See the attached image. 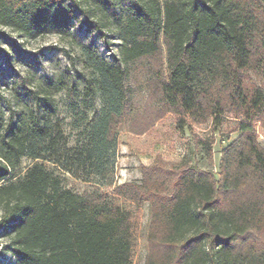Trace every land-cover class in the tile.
<instances>
[{
  "label": "trees",
  "instance_id": "1",
  "mask_svg": "<svg viewBox=\"0 0 264 264\" xmlns=\"http://www.w3.org/2000/svg\"><path fill=\"white\" fill-rule=\"evenodd\" d=\"M76 14L90 30L101 23L104 37L110 30L117 51L109 58L82 43L79 70L7 79L8 96L0 92L8 264H131V212L66 188L45 162L149 203L145 264H264V85L254 79L264 73V0H0V60L13 43L5 29L22 39L65 33ZM168 113L182 126L234 116L240 134L219 174L189 155L159 156L141 179L115 183L120 126L141 135ZM24 157L35 162L14 181Z\"/></svg>",
  "mask_w": 264,
  "mask_h": 264
},
{
  "label": "rangeland",
  "instance_id": "2",
  "mask_svg": "<svg viewBox=\"0 0 264 264\" xmlns=\"http://www.w3.org/2000/svg\"><path fill=\"white\" fill-rule=\"evenodd\" d=\"M72 23L71 30L65 33L52 32L30 39H22L17 33L5 29L12 35L13 43H4L2 46L8 54L2 56L0 60V92L3 98L8 96V91L3 84L7 79H19L26 76L29 80L35 78L34 81H36L41 76L60 75L79 70L81 67L80 44L82 43L91 44L103 56L109 58L117 51L119 40L108 29L104 32L106 37L100 34L98 29L101 23L95 22V30H90L85 23V17L81 14L75 16ZM254 79L264 85V73L254 75ZM236 127L237 120L232 114H227L221 125H215L211 121L190 124L187 120L182 126L175 114L168 113L152 129L141 135L130 132L127 124L124 123L120 126L118 133L114 182L120 184L141 179L142 166L151 164L159 156L169 163H176L185 155H189L194 164L202 168H211L218 175L225 149L239 137L240 133ZM256 130L259 140L264 145L263 124L257 123ZM212 136L215 137V142L212 145L213 155L210 157L206 145L207 140ZM34 162L33 159L24 157L13 171L12 179L14 181L23 179ZM45 164L61 177L66 188L78 193L98 191L106 195L108 200L129 210L133 219L131 264H145L151 219L149 203L137 204L113 194L108 183L97 177L84 180L52 162H45ZM7 245L6 236L0 233V264H8L12 260L11 254L6 250ZM257 245L264 247V234Z\"/></svg>",
  "mask_w": 264,
  "mask_h": 264
}]
</instances>
